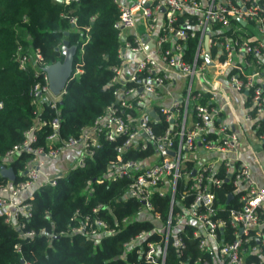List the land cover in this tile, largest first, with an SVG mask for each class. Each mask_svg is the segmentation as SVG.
I'll return each instance as SVG.
<instances>
[{"label": "built area", "instance_id": "2783aa9c", "mask_svg": "<svg viewBox=\"0 0 264 264\" xmlns=\"http://www.w3.org/2000/svg\"><path fill=\"white\" fill-rule=\"evenodd\" d=\"M112 1L119 13L113 27L121 40L119 62L111 68L114 101L77 136L61 139L59 146L52 144L57 117L49 121L52 133L46 148L32 145L36 124L46 123L38 119L25 131L24 140L4 153L5 167L21 153L32 154L24 165V178L9 188V197L4 194L7 184L0 185L4 222L22 231L25 221L19 216L30 217V204L17 198L38 182L47 159L78 147L75 166L82 167L106 141L113 143L116 154L107 179H127L126 196L137 199L139 209L152 220L150 229L123 243L136 259L144 264H264V184L252 182L249 167L238 155V135L221 119L222 107L209 90L226 81L246 93L250 110L245 117L264 149V0ZM69 21L74 24L75 18ZM190 40L195 41L192 51L186 50ZM17 51L19 67L30 62L38 72L39 50ZM39 69L43 81L33 86V99L54 106L65 90L55 95L45 66ZM169 69L185 77L177 90L170 88L176 80ZM80 71L77 64L72 66L70 77ZM197 73L212 77L202 79ZM129 150L145 155L124 157ZM225 181L239 204L228 210L227 221L219 215L224 205L216 203V192ZM47 182L54 184V177ZM155 195L169 196L165 218L154 210ZM73 219L77 225L72 231L115 233L102 219L93 222L78 213ZM32 234L21 232L23 237ZM188 241H194L195 255L188 251ZM14 247L19 250V244ZM168 248L173 249L172 259Z\"/></svg>", "mask_w": 264, "mask_h": 264}, {"label": "trees", "instance_id": "16d2710c", "mask_svg": "<svg viewBox=\"0 0 264 264\" xmlns=\"http://www.w3.org/2000/svg\"><path fill=\"white\" fill-rule=\"evenodd\" d=\"M118 15L112 0H0V166L4 153L24 140L25 131L36 120L46 123L36 124L32 145L46 148L47 136L52 133L49 121L57 117L59 128L52 144L59 146L61 139L77 136L114 101L110 81L111 68L119 62L121 40L113 27ZM72 17L74 24L69 21ZM64 41L75 47L72 65L77 64L81 71L67 80L65 92L54 106L45 99L35 101L32 88L43 81L39 66L62 61ZM194 46L195 41L190 40L186 50L192 51ZM18 47L20 53L39 50L42 60L37 64L38 72L30 62L25 68L19 67ZM123 155L142 158L145 153L129 150ZM31 156L24 152L11 159L8 167L14 178L8 179L0 170V185L12 186L22 180L24 165ZM115 156L113 143L103 141L85 158L82 167L70 166L56 174L54 184L37 182L30 186L35 189L23 201L30 204L31 215L19 216L25 221L22 231L4 222L0 212V264H144L123 243L139 231L150 229L152 220L139 209L137 199L126 196L127 179H107L109 163ZM231 190L225 181L216 192V203L224 205L219 215L225 221L228 210L239 205L233 198L227 202ZM152 202L154 210L165 218L169 196L155 195ZM76 213L88 215L93 222L96 218L104 220L115 233L86 235L72 231L77 225L73 219ZM124 218L128 221L123 222ZM23 231L33 234L23 237ZM15 244H19V250ZM188 245V251L195 255L194 241H188ZM168 257H174L172 248H168Z\"/></svg>", "mask_w": 264, "mask_h": 264}, {"label": "crops", "instance_id": "0c3cea01", "mask_svg": "<svg viewBox=\"0 0 264 264\" xmlns=\"http://www.w3.org/2000/svg\"><path fill=\"white\" fill-rule=\"evenodd\" d=\"M168 72L169 75L176 80L175 83L170 85V88L174 90L179 89L180 85L185 82L184 75L171 69H169ZM209 90L215 97L216 102H218L222 107L221 119L231 125L238 135L237 146L240 161L249 167L252 182L257 186L263 185L264 149L251 121L247 120L245 117L246 113L250 110L246 93L234 90L233 87L226 81H221L218 88ZM73 148L77 149L78 155H76V157H78L80 149L78 147ZM61 152L55 159H53L55 162L52 164L50 163L49 169H46L45 166L48 162H50V160L45 162L38 180L39 183L47 182L53 178L51 176L52 173H63L68 170L70 167V165L68 166L69 162L65 167L64 165L67 162V158L64 159L62 157L61 159ZM10 187L11 185L7 184V190L4 192V194L8 197L10 196ZM34 189L35 186L21 192L17 199L22 201L30 197Z\"/></svg>", "mask_w": 264, "mask_h": 264}, {"label": "water", "instance_id": "95a60500", "mask_svg": "<svg viewBox=\"0 0 264 264\" xmlns=\"http://www.w3.org/2000/svg\"><path fill=\"white\" fill-rule=\"evenodd\" d=\"M62 2L63 0H57ZM62 53L64 58L62 61H57L50 65H45V70L47 71L49 78V86L51 91L56 95L58 94L66 85L67 80L70 78L73 64V55L75 53L74 46H68V42L64 41L62 45ZM151 114L155 116V112L152 111ZM1 174L8 179L12 180L14 178V173L11 167L0 166ZM232 198L229 194L227 202Z\"/></svg>", "mask_w": 264, "mask_h": 264}, {"label": "rangeland", "instance_id": "374dc122", "mask_svg": "<svg viewBox=\"0 0 264 264\" xmlns=\"http://www.w3.org/2000/svg\"><path fill=\"white\" fill-rule=\"evenodd\" d=\"M142 29V26L140 25V27H139V29L138 30H141ZM197 75H199L202 79H203V77H208V78H211L212 77V73H208V74H200V73H197ZM197 75H196V77H197ZM209 89H211L210 88V86H209ZM76 155H78V153H77V149L76 148H73V146L72 147H69V148H67V150H65V151H62L61 152V159H62V157L64 158V159H66L67 158V162H66V164L64 165L65 167H66V165H67V163H68V166L70 165V166H75V163L77 162V160H76ZM75 156V157H74ZM53 159H55V158H53ZM53 159H47L46 160V162L47 161H49L50 160V162H48L47 164H46V169H49L50 168V163L52 164V163H54L55 161L53 160ZM43 168V167H42ZM58 173V172H57ZM57 173H52V177H54Z\"/></svg>", "mask_w": 264, "mask_h": 264}]
</instances>
